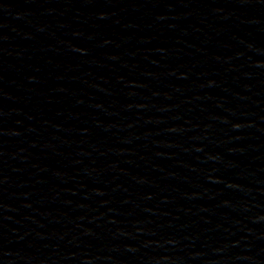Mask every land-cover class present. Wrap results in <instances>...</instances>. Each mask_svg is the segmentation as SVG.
Instances as JSON below:
<instances>
[{"label":"water","instance_id":"obj_1","mask_svg":"<svg viewBox=\"0 0 264 264\" xmlns=\"http://www.w3.org/2000/svg\"><path fill=\"white\" fill-rule=\"evenodd\" d=\"M0 264H264V0H0Z\"/></svg>","mask_w":264,"mask_h":264}]
</instances>
